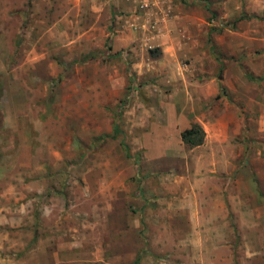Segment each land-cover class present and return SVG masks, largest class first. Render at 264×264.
<instances>
[{
    "label": "rangeland",
    "instance_id": "374dc122",
    "mask_svg": "<svg viewBox=\"0 0 264 264\" xmlns=\"http://www.w3.org/2000/svg\"><path fill=\"white\" fill-rule=\"evenodd\" d=\"M0 165V264H264V0H10Z\"/></svg>",
    "mask_w": 264,
    "mask_h": 264
},
{
    "label": "crops",
    "instance_id": "0c3cea01",
    "mask_svg": "<svg viewBox=\"0 0 264 264\" xmlns=\"http://www.w3.org/2000/svg\"><path fill=\"white\" fill-rule=\"evenodd\" d=\"M10 0H0V12ZM8 168L0 165V228L16 230L17 246L20 247V193L13 189L14 179L5 174ZM15 215V218H14Z\"/></svg>",
    "mask_w": 264,
    "mask_h": 264
},
{
    "label": "trees",
    "instance_id": "16d2710c",
    "mask_svg": "<svg viewBox=\"0 0 264 264\" xmlns=\"http://www.w3.org/2000/svg\"><path fill=\"white\" fill-rule=\"evenodd\" d=\"M114 136L117 133V129H113ZM112 135V138L114 137ZM203 131L196 123L190 124V126L179 133L180 141L186 144L188 147H196L202 144Z\"/></svg>",
    "mask_w": 264,
    "mask_h": 264
}]
</instances>
